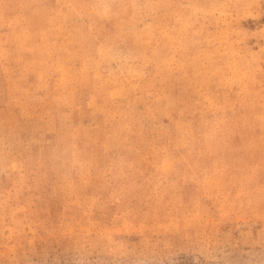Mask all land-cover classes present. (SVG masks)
<instances>
[{"label":"rangeland","instance_id":"1","mask_svg":"<svg viewBox=\"0 0 264 264\" xmlns=\"http://www.w3.org/2000/svg\"><path fill=\"white\" fill-rule=\"evenodd\" d=\"M0 264H264V0H0Z\"/></svg>","mask_w":264,"mask_h":264}]
</instances>
